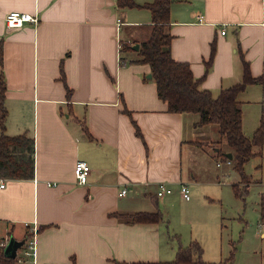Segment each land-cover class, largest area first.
Instances as JSON below:
<instances>
[{
  "label": "crops",
  "instance_id": "1",
  "mask_svg": "<svg viewBox=\"0 0 264 264\" xmlns=\"http://www.w3.org/2000/svg\"><path fill=\"white\" fill-rule=\"evenodd\" d=\"M12 10L38 20L9 27L4 16ZM151 26L148 8L117 0H0L5 133L25 134L34 145L32 177L0 176V242L24 239L15 264H160L178 248L169 245L162 221L174 193L183 198L180 184L204 192L201 204L218 202L210 187L230 176L233 161L217 155L220 148L223 156L231 153L217 126H196L197 113L168 111L149 64L130 61L131 51L122 55L119 43L139 44ZM168 31L171 56L187 62L199 87L213 95L242 80L244 61L252 77L264 74L263 0H172ZM236 99L242 131L247 124L253 134L264 115V83H248ZM77 160L90 166L82 184L73 173ZM161 181L171 191L157 196ZM234 183L245 185L240 176ZM183 199L196 223L186 245L195 240L204 261L227 264L237 244L224 247L217 211L205 204L192 210L191 196ZM139 211L161 217H123ZM260 219L264 224L263 195ZM30 240L34 251L24 254ZM215 248L227 255L217 257ZM250 256L264 264L261 251Z\"/></svg>",
  "mask_w": 264,
  "mask_h": 264
},
{
  "label": "trees",
  "instance_id": "2",
  "mask_svg": "<svg viewBox=\"0 0 264 264\" xmlns=\"http://www.w3.org/2000/svg\"><path fill=\"white\" fill-rule=\"evenodd\" d=\"M172 0H152L139 4L134 0H117L119 6L146 7L151 12L152 26L148 37L139 42L138 49H134L135 42L122 41L121 50L133 52L136 56L130 58L133 62L148 63L151 77L156 85L157 96L166 102L170 112H192L198 114L196 126L215 124L220 137H224L231 152L232 167L239 173L241 182L245 185L232 184L237 196L243 197L248 191V175L244 171V163L256 154L254 146L264 144V115L251 137L244 135L241 126V108L236 99L238 92L242 91L248 83H264V74L252 77L247 62L244 61L243 78L231 86L221 88L216 95L209 89L199 87V79L194 77L189 64L178 61L171 56L170 41L172 35L168 31L170 4ZM213 48V46H212ZM212 54V53H211ZM124 60V57L121 56ZM207 61V66H209ZM4 81L0 76V176L10 178H29L33 175V138L25 134L7 135L5 133V119L7 110L4 104ZM124 111L129 112L126 108ZM137 134L139 128L135 125ZM217 155L223 156L220 148ZM127 222L155 221L161 215L159 212L139 211L123 215ZM31 237V234L26 236ZM23 246V245H22ZM2 247V246H1ZM202 247L197 241L188 245H179L172 260L159 262L160 264H216L201 258ZM233 246L226 263L230 264L234 256ZM16 258L4 255L0 248V264H15ZM116 264H123L116 262Z\"/></svg>",
  "mask_w": 264,
  "mask_h": 264
},
{
  "label": "rangeland",
  "instance_id": "3",
  "mask_svg": "<svg viewBox=\"0 0 264 264\" xmlns=\"http://www.w3.org/2000/svg\"><path fill=\"white\" fill-rule=\"evenodd\" d=\"M126 43H130V41L127 40ZM126 53L127 50H122V55L126 56ZM252 106L259 107L258 105ZM210 126L215 125L210 124ZM252 127L244 124V134L250 137L254 129ZM220 138L222 145L225 146L224 137ZM253 151L256 154L244 163V171L251 178L248 192L245 193L244 198L237 196L233 191L232 184L238 182L239 173L232 168L230 176L223 177L221 179L223 182H214L210 187L209 193L211 194L209 195L217 197L218 202L212 204L204 203L206 206H211L213 210L217 211L218 225L223 227V230L219 231V234L223 237L224 247L227 242L229 243V240L237 244V251L240 254L237 261L238 264H258L251 259L250 252L252 250L261 251L264 254V235H259L260 231H264V224L260 219V201L261 196H264V146H254ZM242 185V183H239L240 187ZM202 194L197 192L194 187H190L191 202H193L192 210L200 211L204 209L205 205L198 202L200 199L204 200ZM163 211L166 221H162V225L164 227V236L169 238V245H174L176 248L179 244L182 246L186 245L188 242H185L184 237L190 226L193 225L195 227L196 225L195 222H191L190 224L192 217L187 214L186 201L180 195L174 193L171 204ZM217 252L218 249L215 248L214 253L218 255L217 257L219 255L224 257L227 255L225 250L220 252V254ZM19 253H21L20 248ZM236 253H234L232 258L233 261ZM256 255L258 256V253Z\"/></svg>",
  "mask_w": 264,
  "mask_h": 264
},
{
  "label": "built area",
  "instance_id": "4",
  "mask_svg": "<svg viewBox=\"0 0 264 264\" xmlns=\"http://www.w3.org/2000/svg\"><path fill=\"white\" fill-rule=\"evenodd\" d=\"M264 2V0H263ZM38 18L37 16L27 13V12H21L17 10H12L9 11L5 14L4 16V21L7 26L9 27H18L21 26L24 22L29 21V22H37ZM222 33L224 30L221 31ZM130 41V40H128ZM119 47H122V43H119ZM227 162H229L227 160ZM90 171V166L88 165L87 162L83 160H77L74 164L73 167V173L75 176V179L78 183H85L88 178V173ZM4 185L3 180H0V187ZM125 189L122 190L124 192ZM171 189L163 182H158L157 184V191L156 194L157 196H161L167 192H170ZM179 192L181 196L185 199L190 198V189L189 186L186 183H181L179 187ZM26 247H24L23 253L24 254H30L34 251V241L30 240L27 242ZM6 242H0V246H4Z\"/></svg>",
  "mask_w": 264,
  "mask_h": 264
},
{
  "label": "water",
  "instance_id": "5",
  "mask_svg": "<svg viewBox=\"0 0 264 264\" xmlns=\"http://www.w3.org/2000/svg\"><path fill=\"white\" fill-rule=\"evenodd\" d=\"M139 44L136 43L133 45L134 49H138ZM148 76H151V74H148ZM225 156L230 158L231 153H225ZM24 244V239H15L14 237L10 236L4 245L3 253L5 256L14 258L16 256L17 249L21 247Z\"/></svg>",
  "mask_w": 264,
  "mask_h": 264
}]
</instances>
